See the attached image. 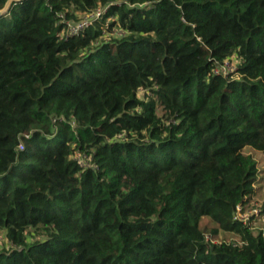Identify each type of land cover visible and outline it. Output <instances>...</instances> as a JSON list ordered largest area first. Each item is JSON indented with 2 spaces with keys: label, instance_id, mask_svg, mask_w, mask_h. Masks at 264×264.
I'll list each match as a JSON object with an SVG mask.
<instances>
[{
  "label": "trees",
  "instance_id": "obj_1",
  "mask_svg": "<svg viewBox=\"0 0 264 264\" xmlns=\"http://www.w3.org/2000/svg\"><path fill=\"white\" fill-rule=\"evenodd\" d=\"M245 148L264 157V0L0 17V264H264V228L234 218L259 175Z\"/></svg>",
  "mask_w": 264,
  "mask_h": 264
},
{
  "label": "rangeland",
  "instance_id": "obj_2",
  "mask_svg": "<svg viewBox=\"0 0 264 264\" xmlns=\"http://www.w3.org/2000/svg\"><path fill=\"white\" fill-rule=\"evenodd\" d=\"M108 36H111L109 34ZM107 37V36H106ZM232 63H224L223 71H229L232 67ZM138 96L143 97V92L139 91ZM244 152L250 154L257 162V167L259 169V175L257 177V183L254 186L255 195L251 198L249 202V207L245 213L241 214L239 217H245L243 223L249 224L253 228H264V157L261 151L252 148H245ZM253 209L256 211L253 212ZM3 245V238L0 236V247Z\"/></svg>",
  "mask_w": 264,
  "mask_h": 264
},
{
  "label": "built area",
  "instance_id": "obj_3",
  "mask_svg": "<svg viewBox=\"0 0 264 264\" xmlns=\"http://www.w3.org/2000/svg\"><path fill=\"white\" fill-rule=\"evenodd\" d=\"M101 13V9H98L97 11H95L94 13H91L89 15H85L83 17V19H81L79 22H77L76 24H69V29L71 33H76L79 30L83 29L86 26H89L94 20L98 19ZM227 64V62H225ZM224 67V65H223ZM233 69V66L231 68H229V71H231ZM247 211V210H246ZM246 211H242L240 207L237 208V214L234 217L237 220H241L242 222L244 221L245 217H247V215L245 217H239V215L241 214H247L245 213ZM256 211L255 209H253V212Z\"/></svg>",
  "mask_w": 264,
  "mask_h": 264
},
{
  "label": "water",
  "instance_id": "obj_4",
  "mask_svg": "<svg viewBox=\"0 0 264 264\" xmlns=\"http://www.w3.org/2000/svg\"><path fill=\"white\" fill-rule=\"evenodd\" d=\"M14 1H19V0H8V1L5 3L4 7H3L2 9H0V17H2L3 15H5V14L8 12L10 5H11Z\"/></svg>",
  "mask_w": 264,
  "mask_h": 264
}]
</instances>
